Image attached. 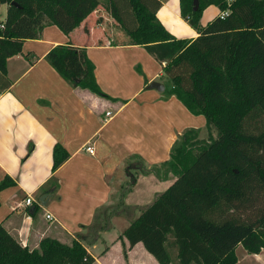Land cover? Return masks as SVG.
I'll list each match as a JSON object with an SVG mask.
<instances>
[{
    "label": "trees",
    "instance_id": "16d2710c",
    "mask_svg": "<svg viewBox=\"0 0 264 264\" xmlns=\"http://www.w3.org/2000/svg\"><path fill=\"white\" fill-rule=\"evenodd\" d=\"M198 1L194 11V0H179L180 15L197 36L176 38L157 19L160 0H108V14L126 37L123 43L142 45L164 63L165 95H174L191 114L204 116L209 133L200 139L199 130L192 128L178 136L169 159L160 164L164 176L176 177L175 183L166 194L155 196L120 236L128 248L142 243L159 264H234L238 245L254 254L264 247V3ZM2 4L7 11L0 23V91L9 85L6 60L21 52L24 40L38 38L51 24L68 35L101 5L99 0H0ZM210 5L230 13L201 26V13ZM46 60L72 86L113 99L96 83L84 48L71 42L56 45ZM224 141L232 147L228 156L236 160L221 156ZM68 157L56 144L52 171ZM159 168L139 169L160 177ZM12 184L5 176L0 190ZM94 261L77 239L67 244L44 237L29 249L0 224V264Z\"/></svg>",
    "mask_w": 264,
    "mask_h": 264
},
{
    "label": "crops",
    "instance_id": "0c3cea01",
    "mask_svg": "<svg viewBox=\"0 0 264 264\" xmlns=\"http://www.w3.org/2000/svg\"><path fill=\"white\" fill-rule=\"evenodd\" d=\"M160 1L157 17L170 33L176 38L197 36L181 18L179 0ZM100 9L101 5L68 35L56 25H46L38 38L24 40L21 52L6 60L9 85L0 91V181L8 176L13 184L0 190V224L29 249L37 248L44 237L62 242L54 227L85 242L80 235L90 230L97 212L116 195L118 202L140 213L148 202L144 198L152 200L176 177L138 172L132 185L122 189L130 163L159 168L184 131L194 128L201 134L207 130L204 116L191 114L174 95H165L164 63L142 45L124 44V32ZM0 11L6 16L7 5L2 4ZM206 12L213 19L218 10L210 5ZM209 20L201 21L205 25ZM68 42L84 48L94 65L96 83L113 99L72 86L48 63L49 50ZM152 81L163 84L164 90L148 89ZM56 144L69 157L52 171ZM43 194H47L44 204L40 201ZM28 197L32 202L26 205ZM128 225L114 239L121 252L125 247L126 257H110L111 247L106 246L109 263L159 264L142 243L128 248L126 238L119 237ZM98 232L97 241L106 243V230ZM88 252L95 258L92 264L100 263Z\"/></svg>",
    "mask_w": 264,
    "mask_h": 264
},
{
    "label": "rangeland",
    "instance_id": "374dc122",
    "mask_svg": "<svg viewBox=\"0 0 264 264\" xmlns=\"http://www.w3.org/2000/svg\"><path fill=\"white\" fill-rule=\"evenodd\" d=\"M225 1L227 2L228 6H229V3L232 0H225ZM257 1H263V3H264V0H257ZM99 2L101 3V7H102V9H100L101 10L100 12H104V13L107 12V13H109L110 9H109V2H108V0H99ZM198 6H199V1H198ZM206 8L203 9V11L201 13L200 20H199L201 26H204V24L202 23V21H204V20L206 21V19H208V18L210 20L212 19L210 17V14L209 13H207V12L204 13V11H205ZM217 10H218L217 15H219V13L221 11H220V9L218 7H217ZM203 14H205V16ZM202 15L204 17H202ZM4 16H5V13L4 12L2 13V11H0V23L3 22ZM157 19L166 28V26L162 23V21L158 17H157ZM123 38H125V35L123 36ZM214 134L215 133L213 132L212 135L214 136ZM208 135H209L208 131L205 130L203 133L199 134L198 136H199V138L201 137L202 139H206L208 137ZM227 144L228 143L226 141H224L220 145L222 147V148H220V154H221V156H223V154H224V156H225L224 158H226V159H228L230 161H234V160H236V157H234V156L233 157H229L228 156V154L231 152V148L232 147L230 146L231 147L230 148L229 146H227ZM234 163L236 165L239 164L238 162H234ZM139 166L140 165H139L138 162H135L133 164L130 163L129 171H128V174L126 175V178H125L126 184H124L122 186V189H125V186L127 184L128 185H132V183L137 179L136 178V173L140 172V169L138 168ZM158 172L160 174V177H158V178H163L164 175H165L166 169L163 168V167H160L158 169ZM175 179H174V181L167 188L163 189L158 194H166L167 191L175 183ZM192 194H193V196L194 195H197L195 193V191ZM148 195H149V193H148ZM200 195L202 197L205 196L203 191L200 193ZM149 197L150 196L144 198V199H147L148 202H147L146 205H144L142 208H140V211L143 208H145L147 205H149L152 202V200L155 198V196H154L152 198V200L151 199L149 200L148 199ZM119 198H120V196H118V195L114 196L113 201H112L111 204H109L108 206L103 207L102 209H100L97 212L93 224L89 227L90 230H86V231L84 230V233H82L80 235V236H83L85 238L84 239L85 242H82L83 240L81 239V237H78L77 238V240L83 244V246L86 248L87 251L90 250L95 256H97L99 258L101 264H111L107 260L109 257H108V253L106 254V252H105L106 246H110L111 247V250L112 251H111V253L109 255L110 257H113L115 259H118V257L120 255H122V254L126 257V252L127 251H126L125 247H123L122 252H121L119 250V244L116 243L114 241V239L116 238V236L118 235V233H121V230L124 228V225L127 224V223H130L138 215V213H139V211H137L135 208L130 207V206L128 207V206L123 205L122 203L118 202L119 201L118 200ZM194 198H198V197H194ZM189 204H191V203H189ZM113 220H119V221H118V223H113L114 227L112 228V226H113L112 225V221ZM48 225L49 226H52V224H50V223H48ZM97 228L98 229L100 228L101 231L106 230V232L104 233V237H103L105 239L106 243L105 242L97 241V239L100 238L99 232H98V229ZM54 229L56 230L55 236L58 235L59 237H61L63 239L62 242L64 241L67 244H71V241L73 240L72 238H70L69 236L67 237V235H65L64 233H61L56 227H54ZM97 237H99V238H97ZM93 240H96L97 242L96 241L93 242ZM92 242L95 243V244L92 245V246H90V248H89L88 245H90V243H92ZM233 253H234L235 258H236L234 264H264V247L260 250L259 253L254 254V253H249L248 251H246L240 245V246H238V247H236L234 249V252ZM171 257H172V260L173 261H176V253H175L174 250L171 251ZM100 263H98V264H100Z\"/></svg>",
    "mask_w": 264,
    "mask_h": 264
},
{
    "label": "water",
    "instance_id": "95a60500",
    "mask_svg": "<svg viewBox=\"0 0 264 264\" xmlns=\"http://www.w3.org/2000/svg\"><path fill=\"white\" fill-rule=\"evenodd\" d=\"M13 4H15V3H13ZM197 9H198V0H194L193 10L197 11ZM147 88L148 89H156L158 91H163L164 90L163 84H161L160 82H157V81H152L151 83H149L147 85ZM46 197H47V194H43L41 196L40 201H41L42 204H44L46 202Z\"/></svg>",
    "mask_w": 264,
    "mask_h": 264
},
{
    "label": "built area",
    "instance_id": "2783aa9c",
    "mask_svg": "<svg viewBox=\"0 0 264 264\" xmlns=\"http://www.w3.org/2000/svg\"><path fill=\"white\" fill-rule=\"evenodd\" d=\"M229 13H230V9L227 8V9H225L224 11L220 12V13H219V16H220L221 18H223V17L227 16ZM87 150H88L90 153L93 152V150H92L91 147H87ZM31 202H32V199H31L30 197L26 198L25 201H24V203H25L26 205L31 204ZM46 217H47V218H50V217H51L50 213H47V214H46Z\"/></svg>",
    "mask_w": 264,
    "mask_h": 264
}]
</instances>
